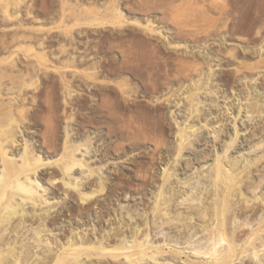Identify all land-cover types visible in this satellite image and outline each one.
I'll list each match as a JSON object with an SVG mask.
<instances>
[{
    "label": "rangeland",
    "instance_id": "1",
    "mask_svg": "<svg viewBox=\"0 0 264 264\" xmlns=\"http://www.w3.org/2000/svg\"><path fill=\"white\" fill-rule=\"evenodd\" d=\"M9 198L0 264H264V0H0Z\"/></svg>",
    "mask_w": 264,
    "mask_h": 264
},
{
    "label": "bare ground",
    "instance_id": "2",
    "mask_svg": "<svg viewBox=\"0 0 264 264\" xmlns=\"http://www.w3.org/2000/svg\"><path fill=\"white\" fill-rule=\"evenodd\" d=\"M7 4V3H6ZM3 7H5L4 5H3ZM5 12H7V10H4ZM8 13V12H7ZM15 100V99H14ZM248 115V114H247ZM12 121V120H11ZM14 121V120H13ZM12 124V123H11ZM189 128L191 129V131L193 132V127L192 126H189ZM4 129V128H3ZM14 129V128H13ZM189 129V130H190ZM9 130V129H8ZM183 130H184V128H183ZM189 130H188V128H187V133H185V134H188V133H190L189 132ZM10 131V130H9ZM185 131V132H186ZM11 132V131H10ZM180 133V132H179ZM10 134V133H9ZM9 134H7V137H8V135ZM183 134H184V132H183ZM235 134V133H234ZM10 135H12V134H10ZM180 136V138L181 139H179V140H182V141H184L185 139H183L182 138V135H179ZM11 137V136H10ZM10 137H8V138H10ZM184 137H185V135H184ZM13 140H14V138H13ZM12 140V141H13ZM182 141H180V142H182ZM183 143V142H182ZM219 155V154H218ZM217 155V156H218ZM225 155V154H224ZM11 157V156H10ZM220 157H222L221 155H220ZM226 157V156H225ZM5 158L6 159H8L9 158V156L8 157H6L5 156ZM4 158V159H5ZM12 158V157H11ZM217 158V157H216ZM223 158V157H222ZM12 159H14V158H12ZM27 159V158H26ZM15 160V159H14ZM222 160H225V159H222ZM222 160H221V158H219V161L221 162V163H219L218 164V162H216L217 164V166H218V170H215V171H218V174L219 175H222V174H224L228 179H232V177L234 176V173L236 172L235 170H233L232 168H231V165H229V167H227L228 165H227V163H224V162H222ZM16 161V160H15ZM24 161V160H23ZM23 161H22V164H23ZM27 161V160H26ZM28 162V161H27ZM26 163V162H25ZM223 163V164H222ZM73 164H74V162H73ZM224 164H225V166H224ZM231 164V163H230ZM69 165V164H68ZM70 165H72V164H70ZM69 165V166H70ZM81 165V164H80ZM227 165V166H226ZM73 166V165H72ZM233 166V165H232ZM19 167V166H18ZM17 167V168H18ZM72 168V167H71ZM165 169V168H164ZM216 169V168H215ZM68 170V169H67ZM168 170V169H167ZM166 169H165V171L164 172H168ZM235 171V172H234ZM21 172V171H20ZM19 172V173H20ZM170 172V171H169ZM14 173H16V172H14ZM13 173V174H14ZM24 173H25V175H24V177L26 176V177H28V175L30 174L29 173V169H27L26 168V166H25V169H24ZM240 173V172H239ZM238 173V174H239ZM17 174H18V172H17ZM163 174H165V173H163ZM167 174V173H166ZM165 174V176H169L168 174L166 175ZM22 175H23V173H22ZM12 176H14V175H12ZM215 176V175H214ZM15 178L17 177L18 178V176L16 175V176H14ZM216 177V176H215ZM223 177V176H222ZM16 178V179H17ZM239 177H237V179H238ZM168 179V178H167ZM21 180V179H20ZM233 180H235V183L233 184ZM232 181V183H230L231 185L233 184L234 186H235V188H236V186L239 188V191L237 190V192H238V194H240V196L241 195H243V192H242V190H241V187H239L240 185H239V183L241 182V180H240V182H239V179H238V181H236V179L234 178ZM19 181V180H18ZM18 181H17V183H18ZM226 181H227V179H226ZM229 181V180H228ZM23 182H26V180L25 181H23ZM30 182V181H29ZM34 182V181H33ZM35 182H37V181H35ZM39 182V181H38ZM217 182V181H216ZM219 182V181H218ZM24 185L21 181H20V185ZM27 184V183H26ZM39 184H40V182H39ZM77 184V183H76ZM222 184V183H221ZM241 184V183H240ZM213 185H214V183H213ZM220 185V184H219ZM231 185H229L230 187H232ZM25 186V185H24ZM27 187H24L23 188V186H22V188H23V190H25V193L27 194V193H30L31 195H34L35 194V190H33V188H31V186L30 185H26ZM214 186H217V184L216 185H214ZM223 186H225L224 184H223ZM233 186V187H234ZM21 187V186H20ZM76 187V186H75ZM226 187V186H225ZM230 187H226V190L228 189H231L232 190V188H230ZM217 188V187H216ZM220 188V187H219ZM223 188V187H222ZM221 189V188H220ZM234 189V188H233ZM44 190V189H43ZM222 190V189H221ZM236 190H234V191H236ZM27 191V192H26ZM226 192V191H225ZM188 193V192H187ZM192 193V192H191ZM194 193V192H193ZM216 193V192H215ZM227 193H229V191L227 192ZM226 193V194H227ZM214 194V193H213ZM253 194V193H252ZM187 195V194H186ZM216 195H218V194H216ZM162 196H164V195H162ZM194 196V195H193ZM244 196V195H243ZM258 196V195H257ZM40 197V196H39ZM247 197V196H246ZM248 198V197H247ZM260 198V197H259ZM8 199V198H7ZM30 199V198H29ZM32 199H34V197H32ZM40 199L42 200L41 202L42 203H44L45 201H46V199L45 200H43L42 199V197H40ZM160 199V198H159ZM163 199V198H162ZM184 199V198H183ZM258 199V198H257ZM14 200V199H13ZM13 200H11L10 198H9V200H5V202L2 204V206H0V209H2V210H9V213H10V210H16L18 213H21L20 211L21 210H23V207H22V209L21 210H19L18 209V207H19V205H23L22 203H21V200H20V203L21 204H19V202L18 201H16V202H14ZM36 200V199H35ZM164 201L163 202H161V205L159 206V208L162 210V212L163 213H161V214H165L166 215V213L168 212V206H169V203H167V201H165V196H164V199H163ZM216 200H217V198H216ZM253 200V199H252ZM33 201V200H32ZM44 201V202H43ZM245 201H247V200H245ZM33 202H35V201H33ZM51 202V201H50ZM158 202V201H157ZM0 203H1V201H0ZM46 203V202H45ZM34 204V203H33ZM35 204H36V202H35ZM224 204V203H223ZM1 205V204H0ZM21 208V207H20ZM223 209V208H222ZM1 211V210H0ZM13 212V211H12ZM25 212V211H24ZM24 212H23V214H24ZM169 213V212H168ZM22 214V213H21ZM170 214H172V213H170ZM20 215V214H19ZM165 215H163V217L165 216ZM186 215V214H185ZM224 215V214H223ZM10 216V215H9ZM13 216V215H12ZM16 216V215H15ZM23 216V215H22ZM181 217H183V216H181ZM189 217V216H188ZM8 218V217H7ZM22 218V217H21ZM178 218H179V216H178ZM184 218V217H183ZM208 218V217H207ZM173 219H174V217H173ZM190 219V218H189ZM217 219V218H216ZM234 219V218H233ZM4 220V219H3ZM161 220V219H160ZM181 220V219H180ZM185 220V219H184ZM188 220V219H187ZM157 221V220H156ZM159 221V220H158ZM183 221V220H182ZM213 223V222H212ZM20 224V223H19ZM217 225H218V223H216ZM245 224V223H244ZM219 225H220V223H219ZM162 226V225H161ZM185 226V225H184ZM209 226V225H208ZM207 226V227H208ZM211 226V225H210ZM216 226V225H215ZM207 227L205 228V230H207ZM217 227H219V226H217ZM221 227V226H220ZM212 228V227H211ZM211 228H210V230L208 229V231H209V233H211ZM224 228V227H223ZM159 229H161V228H159ZM219 229V228H218ZM203 230V229H202ZM214 231L212 232V235H213V239L215 238V239H217L218 238V240H216L217 241V244L215 245L214 244V251H207V250H201V249H199V248H193L192 247V250H191V254H193L194 256H196V257H203V258H205V259H207V263L206 264H220L219 263V253H216L217 252V249H216V247H217V245L219 244V245H221V243H225L226 245H227V241L225 240L226 238H225V236L223 235V234H221V232L222 231H218V232H216L215 230H217V228L215 229H213ZM220 230V229H219ZM260 232V231H259ZM207 233V232H206ZM213 233H215V234H213ZM39 234H40V232H39ZM150 234V233H149ZM149 234H148V236H149ZM154 234V233H153ZM41 235V234H40ZM134 235V234H133ZM212 235H210L211 236V238H212ZM148 236L146 235L145 236V239H147V240H145V243L148 241L149 242V246L150 245H152L150 242L151 241H149V239H148ZM165 236V235H164ZM209 236V235H208ZM207 236V237H208ZM40 238H43V240H45V242H46V244H48L49 242H48V238L46 239V238H44L43 236H39ZM47 237V236H46ZM168 237V236H167ZM191 237V236H190ZM144 238V237H143ZM165 238H166V236H165ZM210 238V237H209ZM210 238V240H211V242H209V243H214V242H212V241H214L213 239H211ZM42 240V239H41ZM164 240V239H163ZM163 240H162V242H163ZM209 240V239H208ZM209 240V241H210ZM185 241V240H184ZM41 242H43V241H41ZM44 243V242H43ZM133 243V242H132ZM161 243V242H160ZM164 243L166 244V242L164 241ZM163 243V244H164ZM216 243V242H215ZM45 244V243H44ZM45 244V245H46ZM162 244V245H163ZM167 244H168V242H167ZM171 244V243H170ZM144 245H146V247L148 246L147 245V243L146 244H144ZM161 245V244H160ZM158 243L156 244H154L153 245V247H157V248H155V249H159L158 248V246L160 247V249H161V246H160ZM173 245V244H172ZM175 245V244H174ZM179 245V244H178ZM208 245V244H207ZM238 245H240V244H238ZM237 245V246H238ZM212 246V245H211ZM263 247V249H264V244L262 245ZM62 247H63V245H62ZM133 247V246H132ZM64 248H66V247H63L62 248V250L64 249ZM96 248V247H95ZM136 248V247H135ZM142 248V247H141ZM163 248V247H162ZM225 248H227V246H225L224 248H223V250H226ZM228 248H230V250H228L229 251V253H231V251L233 250V248H234V246H233V248H232V246H231V244L228 242ZM227 248V249H228ZM243 248V247H242ZM75 249H77V248H75ZM79 249H81V248H79ZM143 249H144V247H143ZM142 249V250H143ZM145 249H147V250H149V248H145ZM151 249V248H150ZM61 251V249L59 248L58 249V251ZM137 250V249H136ZM222 250V249H221ZM221 250H219V252L221 251ZM29 251V250H28ZM65 251V250H64ZM135 250L133 249V248H131V249H125L124 251H123V253H122V255H124L123 256V258L125 257L127 260H128V262H130V263H135L134 261H136L137 260V258H138V256H137V251L136 252H134ZM145 251V250H144ZM151 251V250H150ZM149 251V252H150ZM159 251H161V250H159ZM257 251V250H256ZM145 252H147V251H145ZM223 252V251H222ZM59 254H60V252H58ZM253 253V252H252ZM255 253V254H254ZM253 254H254V256H256L257 255V252H254ZM150 254V253H149ZM226 255H227V253H225ZM61 255V254H60ZM172 255V254H171ZM247 255V254H246ZM64 256V255H63ZM150 256H151V254H150ZM163 256V255H162ZM221 257H224V256H222V255H220ZM60 257V256H59ZM58 257V258H59ZM76 257V256H75ZM152 257V256H151ZM220 257V258H221ZM226 257V256H225ZM80 258V257H79ZM136 258V259H135ZM145 258H147L148 259V257H145ZM154 258V257H153ZM163 258V257H162ZM171 258V257H170ZM61 259H62V257H61ZM88 259V258H87ZM26 260V259H25ZM58 260V259H57ZM165 260H167V262L166 261H164L165 263H163L162 261H161V264H178V261L176 260V259H173V257L171 258V259H165ZM244 260V259H243ZM28 261V260H27ZM188 261V260H187ZM241 261V260H240ZM240 261H238V263L240 262ZM56 262V261H55ZM150 262V261H149ZM152 262H154V261H152ZM188 262H190V263H192V264H194L193 263V261H188ZM242 262L243 261H241V264H242ZM70 263V262H69ZM92 263V262H91ZM94 263V262H93ZM129 263V264H130ZM189 263V264H190ZM54 264V263H53ZM59 264V263H58ZM136 264V263H135ZM151 264V263H150ZM196 264V263H195ZM240 264V263H239Z\"/></svg>",
    "mask_w": 264,
    "mask_h": 264
}]
</instances>
